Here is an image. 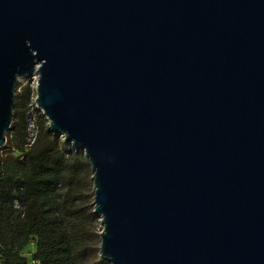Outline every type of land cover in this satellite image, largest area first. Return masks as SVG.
I'll use <instances>...</instances> for the list:
<instances>
[{
  "label": "water",
  "instance_id": "obj_1",
  "mask_svg": "<svg viewBox=\"0 0 264 264\" xmlns=\"http://www.w3.org/2000/svg\"><path fill=\"white\" fill-rule=\"evenodd\" d=\"M34 76L102 261L264 264V0H0V148Z\"/></svg>",
  "mask_w": 264,
  "mask_h": 264
},
{
  "label": "trees",
  "instance_id": "obj_2",
  "mask_svg": "<svg viewBox=\"0 0 264 264\" xmlns=\"http://www.w3.org/2000/svg\"><path fill=\"white\" fill-rule=\"evenodd\" d=\"M15 90L0 148V264H108L99 257L88 160L49 131L31 86Z\"/></svg>",
  "mask_w": 264,
  "mask_h": 264
},
{
  "label": "built area",
  "instance_id": "obj_3",
  "mask_svg": "<svg viewBox=\"0 0 264 264\" xmlns=\"http://www.w3.org/2000/svg\"><path fill=\"white\" fill-rule=\"evenodd\" d=\"M36 84H37V77L34 76L31 79L20 81V85L16 89H17V91H19L22 86L28 85V86H31L34 89V91H35ZM32 128H33V126L30 124L29 125V130H28L29 131L28 146H31V144L34 142V138H35L34 132L31 131Z\"/></svg>",
  "mask_w": 264,
  "mask_h": 264
}]
</instances>
